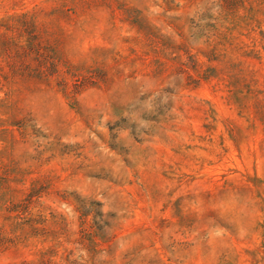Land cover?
Returning <instances> with one entry per match:
<instances>
[{
	"label": "rangeland",
	"instance_id": "1",
	"mask_svg": "<svg viewBox=\"0 0 264 264\" xmlns=\"http://www.w3.org/2000/svg\"><path fill=\"white\" fill-rule=\"evenodd\" d=\"M0 264H264V0H0Z\"/></svg>",
	"mask_w": 264,
	"mask_h": 264
}]
</instances>
